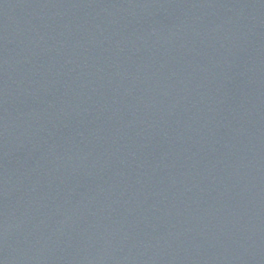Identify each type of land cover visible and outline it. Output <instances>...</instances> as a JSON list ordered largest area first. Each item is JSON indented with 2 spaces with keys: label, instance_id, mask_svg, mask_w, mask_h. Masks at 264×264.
Here are the masks:
<instances>
[{
  "label": "water",
  "instance_id": "obj_1",
  "mask_svg": "<svg viewBox=\"0 0 264 264\" xmlns=\"http://www.w3.org/2000/svg\"><path fill=\"white\" fill-rule=\"evenodd\" d=\"M0 264H264V0H0Z\"/></svg>",
  "mask_w": 264,
  "mask_h": 264
}]
</instances>
